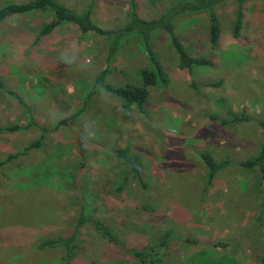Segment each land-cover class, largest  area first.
<instances>
[{
    "label": "rangeland",
    "instance_id": "1",
    "mask_svg": "<svg viewBox=\"0 0 264 264\" xmlns=\"http://www.w3.org/2000/svg\"><path fill=\"white\" fill-rule=\"evenodd\" d=\"M29 1L0 0V8ZM59 1L78 13L90 9L99 26L113 29L133 5L148 19L185 0ZM247 2L235 37L241 1L219 0L215 47L206 12L175 20L188 51L211 57L212 66L177 67L166 39L155 37L171 82L152 88L145 111L96 85L107 68L108 83L141 82L147 60L137 35L112 57L106 37L74 24L38 38L49 11L0 23V127L19 126L0 128V264H66L64 247L40 244L68 236L87 201L91 223L75 241L72 264H142L123 249L155 246L167 234L163 264H263L262 171L240 162L256 157L263 141L264 1ZM230 111L250 119L222 124ZM117 148L141 162L146 185ZM201 152L229 162L210 185ZM98 220L118 244L94 228Z\"/></svg>",
    "mask_w": 264,
    "mask_h": 264
},
{
    "label": "trees",
    "instance_id": "2",
    "mask_svg": "<svg viewBox=\"0 0 264 264\" xmlns=\"http://www.w3.org/2000/svg\"><path fill=\"white\" fill-rule=\"evenodd\" d=\"M240 6L237 13V19L234 24V36L238 37L241 33L245 7L248 0H240ZM264 1V0H263ZM219 0H185L179 1L172 5L165 13L156 18L141 17L136 11L135 6H132L129 20L118 28L108 29L99 26L90 11L78 13L67 4L59 0H32L25 3H10L0 8V23L7 19L24 13L33 11H49L52 13V18L46 23L42 24L38 38L48 35L56 30L58 27L65 24H74L84 34L96 33L99 36L106 37L110 42L111 56L119 50L126 42L128 37L137 35L140 38V45L142 51L145 52L147 66H144L139 71L141 82L138 84L127 83L123 85H115L106 81V75L109 69L103 70L97 77V87H102L107 92L120 98L124 106L130 109L132 106H137L140 111L146 110V104L151 95L152 88L154 87H167L171 82V75L166 68V64L161 59L160 55L154 47V39L156 36H161L166 39V43L174 50L175 61L177 67L187 69L193 72L200 66H212L214 60L206 55H192L188 49L183 36L178 32L175 20L182 17L187 13L206 12L209 16L208 36L209 42L214 47L220 43L221 39V26L216 12V7ZM19 101L23 104L24 100L19 97ZM81 111L77 112L79 115ZM249 115L244 111L237 113L230 111L229 117L222 120V124H236L249 120ZM260 127L263 131V141L261 144L260 153L253 157L240 162V165L247 169H252L260 166L262 171V185L264 191V120H260ZM5 130H17L19 126L0 127ZM39 144V142L34 145ZM32 147V146H31ZM116 153L130 166V174L137 178L142 185L144 183L141 171L142 164L136 157L129 154L128 148H117ZM207 168V182L208 185L212 184L217 173L229 165L227 160L217 161L215 157L209 152H201ZM124 182L119 186V190L124 189ZM92 203V202H91ZM87 201L88 207L83 209L74 230L66 237H60L52 240H45L40 245L45 246H61L65 249L66 264H72L74 259L75 241L78 239L84 227L91 223L90 213L92 204ZM154 208V207H153ZM152 209V208H151ZM94 228L112 244H118V235L107 225L101 221L92 223ZM169 238V234L165 235L162 241L155 245H144L142 247H127L123 249V253L136 259L142 264H163L160 248L163 247ZM190 242V240H189ZM264 264V255H263Z\"/></svg>",
    "mask_w": 264,
    "mask_h": 264
}]
</instances>
